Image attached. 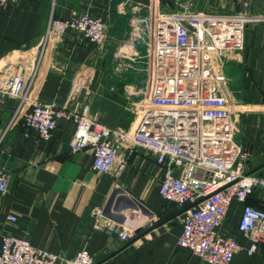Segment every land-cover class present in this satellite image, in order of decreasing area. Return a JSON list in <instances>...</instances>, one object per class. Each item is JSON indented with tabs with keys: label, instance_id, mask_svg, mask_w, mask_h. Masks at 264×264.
I'll return each instance as SVG.
<instances>
[{
	"label": "crops",
	"instance_id": "obj_1",
	"mask_svg": "<svg viewBox=\"0 0 264 264\" xmlns=\"http://www.w3.org/2000/svg\"><path fill=\"white\" fill-rule=\"evenodd\" d=\"M125 2L128 4L123 6ZM250 2L252 12L264 17V0ZM181 5L195 12L219 14L242 10L238 0H21L0 12V78L22 73L28 81L37 69L32 100L96 114L111 128H129L139 100L132 94L146 79L143 65L135 64L139 70L132 71L129 60L121 57L132 53L128 41L133 7L172 11ZM85 13L104 19L108 47L101 50L70 31L62 39L52 37L41 59L52 15L70 19ZM244 40L242 57L225 64L230 82L224 93L235 108L237 141L250 153L247 172L264 176V18L247 25ZM139 51L144 55V48ZM25 105L22 117L31 108L30 103ZM18 107L17 100L0 97V152L7 156L0 161V169L11 176L7 191L0 192V248L3 236L13 234L61 256L86 249L95 264H204L177 243L184 212L161 197L159 184L165 169L153 157L140 152L130 156L122 179L124 199L119 211L110 212L123 221L106 212L107 218L134 231L147 230L126 246L117 233L93 226L90 210L106 211L115 181L111 175L93 170L90 148L71 152L76 125L61 119L54 137L45 141L37 132L27 131L22 118L11 125ZM263 202L264 188L248 198V204L255 207ZM243 206L235 200L219 230L234 236L242 246L233 264H264V242L250 255L251 242L239 231ZM9 216L16 221L11 222Z\"/></svg>",
	"mask_w": 264,
	"mask_h": 264
},
{
	"label": "built area",
	"instance_id": "obj_2",
	"mask_svg": "<svg viewBox=\"0 0 264 264\" xmlns=\"http://www.w3.org/2000/svg\"><path fill=\"white\" fill-rule=\"evenodd\" d=\"M20 1L0 0V12ZM238 3L242 10L230 14L195 12L185 5L172 11L133 7L128 41L132 53L121 57L129 60L132 71L139 70L135 64L143 65L146 79L132 94L139 100L129 128H111L96 114L32 100L37 69L28 81L22 73L0 78V97L19 102L11 125L22 118L27 131L49 141L61 119L72 121L76 130L71 152L90 148L93 170L111 175L115 190H123L122 179L132 154L153 157L165 169L159 184L161 197L180 210L188 208L177 243L204 264H233L242 249L234 236L219 230L235 200L244 205L239 231L251 242L248 253H256L264 242V202L260 207L248 204L255 190L264 188V176L247 172L250 153L237 141L235 108L224 93L230 82L225 64L243 55L247 25L264 17L252 12L250 0ZM70 31L101 50L110 44L102 17L52 15L41 59L52 37L62 39ZM139 48H144V55ZM27 103L31 108L22 117ZM10 178L9 172L0 169V192L7 191ZM90 216L97 230L117 233L124 242L135 237L133 229L107 218L103 208H92ZM9 220L15 222L16 217L9 216ZM0 264H95V260L86 249L61 256L35 247L29 238L6 234Z\"/></svg>",
	"mask_w": 264,
	"mask_h": 264
},
{
	"label": "water",
	"instance_id": "obj_3",
	"mask_svg": "<svg viewBox=\"0 0 264 264\" xmlns=\"http://www.w3.org/2000/svg\"><path fill=\"white\" fill-rule=\"evenodd\" d=\"M1 155H2V153L0 152V161H2V163H3V161L5 160V158H6L7 156H6V154H5V155H2V157H1ZM124 193H125V192H124L123 190H116V191L114 192V194H113V196H112L110 202H109V205H108L107 209H106V212H107V214H108L109 216H113L114 218H116V219H118V220H120V221H123V217L121 218V217L119 216V214H118V215H117V214L115 215V214H112V213H110V212H112V211H114V212L119 211V208H120V202L124 199L121 195H123ZM190 207H192V206H190ZM190 207H189V208H190ZM187 209H188V208H187ZM187 209H184V210H182V211L185 212ZM146 232H147V230H146V231H143V230H136V231L134 232L135 237H134L133 239H131L130 241L125 242L126 246L131 245L132 243H134L135 241H137L138 239H140L141 237H143V236L146 234Z\"/></svg>",
	"mask_w": 264,
	"mask_h": 264
},
{
	"label": "bare ground",
	"instance_id": "obj_4",
	"mask_svg": "<svg viewBox=\"0 0 264 264\" xmlns=\"http://www.w3.org/2000/svg\"><path fill=\"white\" fill-rule=\"evenodd\" d=\"M73 140V139H72ZM72 142V141H71ZM116 191V190H115Z\"/></svg>",
	"mask_w": 264,
	"mask_h": 264
},
{
	"label": "rangeland",
	"instance_id": "obj_5",
	"mask_svg": "<svg viewBox=\"0 0 264 264\" xmlns=\"http://www.w3.org/2000/svg\"><path fill=\"white\" fill-rule=\"evenodd\" d=\"M131 31V30H130Z\"/></svg>",
	"mask_w": 264,
	"mask_h": 264
}]
</instances>
